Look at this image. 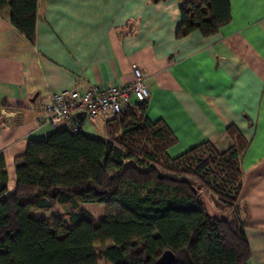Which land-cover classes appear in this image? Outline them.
<instances>
[{"label": "trees", "instance_id": "trees-1", "mask_svg": "<svg viewBox=\"0 0 264 264\" xmlns=\"http://www.w3.org/2000/svg\"><path fill=\"white\" fill-rule=\"evenodd\" d=\"M39 0H0L11 24L34 42ZM178 37L217 32L232 18L229 0H184ZM147 102L106 119V137L57 126L28 140L14 158L8 190L0 168V264H246L251 247L238 205L245 143L211 141L171 157L176 137L144 115ZM104 204L95 218L81 204ZM56 204L48 219L29 214ZM68 218V223L64 218Z\"/></svg>", "mask_w": 264, "mask_h": 264}, {"label": "crops", "instance_id": "crops-1", "mask_svg": "<svg viewBox=\"0 0 264 264\" xmlns=\"http://www.w3.org/2000/svg\"><path fill=\"white\" fill-rule=\"evenodd\" d=\"M182 1L39 0L34 42L1 12L0 168L11 190L15 156L53 129L41 116L53 92L126 84L136 65L149 89L144 115L176 137L171 157L205 141L246 144L238 200L246 264H264V0H229L232 18L217 32L178 37ZM105 122L75 111L59 126L106 137Z\"/></svg>", "mask_w": 264, "mask_h": 264}, {"label": "built area", "instance_id": "built-area-1", "mask_svg": "<svg viewBox=\"0 0 264 264\" xmlns=\"http://www.w3.org/2000/svg\"><path fill=\"white\" fill-rule=\"evenodd\" d=\"M134 79L126 84L92 85L84 92L62 90L51 94L49 102L41 112L42 119L53 128L64 120H70L73 112L82 111L86 117L102 116L105 119L121 115L132 98L137 102L149 96V89L142 70L133 65ZM72 132L78 131L74 124L68 126Z\"/></svg>", "mask_w": 264, "mask_h": 264}, {"label": "rangeland", "instance_id": "rangeland-1", "mask_svg": "<svg viewBox=\"0 0 264 264\" xmlns=\"http://www.w3.org/2000/svg\"><path fill=\"white\" fill-rule=\"evenodd\" d=\"M13 189V188H12ZM11 191V190H10ZM87 211H89L95 218L104 217L107 214V208L104 204L87 202L81 204ZM67 208L61 204H56L49 210L32 209L29 214L38 219H48L54 213L65 212ZM64 221L68 223V218H64ZM100 264H108L104 259H100Z\"/></svg>", "mask_w": 264, "mask_h": 264}, {"label": "water", "instance_id": "water-1", "mask_svg": "<svg viewBox=\"0 0 264 264\" xmlns=\"http://www.w3.org/2000/svg\"><path fill=\"white\" fill-rule=\"evenodd\" d=\"M34 99V98H33ZM173 260V253L170 250H166L163 254L157 259L158 264H168Z\"/></svg>", "mask_w": 264, "mask_h": 264}]
</instances>
